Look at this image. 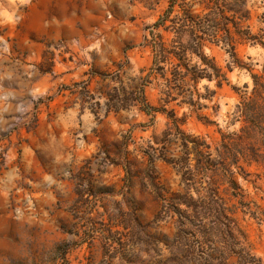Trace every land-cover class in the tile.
I'll use <instances>...</instances> for the list:
<instances>
[{
  "label": "rangeland",
  "instance_id": "374dc122",
  "mask_svg": "<svg viewBox=\"0 0 264 264\" xmlns=\"http://www.w3.org/2000/svg\"><path fill=\"white\" fill-rule=\"evenodd\" d=\"M170 1L0 0V264H65V247L71 264H104L109 255L116 256L111 264L124 256L132 264H264L263 167H248L250 180L237 175L256 216L237 209L234 233L222 229L212 241L182 227L158 196L155 185L167 195L184 190L182 171L163 159L180 158L183 148L175 128L168 143H157L172 123L137 102L143 89L159 105L161 80L143 79L154 34L171 37L154 28ZM247 7L253 30L264 29V0ZM238 52L261 71V45ZM205 53L221 66L229 60L220 46L209 44ZM228 81L222 88L199 84L201 92L203 85L217 90L206 113L221 127L239 101L233 86H252L237 69ZM213 105L218 115H211ZM173 106L186 133L212 149L220 145L215 125ZM214 178L236 204L229 179L223 172ZM210 179L202 177L201 187ZM106 243L111 252L104 256Z\"/></svg>",
  "mask_w": 264,
  "mask_h": 264
},
{
  "label": "trees",
  "instance_id": "16d2710c",
  "mask_svg": "<svg viewBox=\"0 0 264 264\" xmlns=\"http://www.w3.org/2000/svg\"><path fill=\"white\" fill-rule=\"evenodd\" d=\"M247 1L171 0L168 9L154 23V28L163 29L171 37L163 33L154 34V60L150 72L143 79V84L149 83L152 76L161 80L159 105L151 104L143 89L137 102L141 111L146 114L162 112L172 123L171 127L164 130L161 139L156 138L157 143H168L173 128L175 135L180 136L183 155L178 159H163L182 171L185 188L183 191L170 190V195H167L155 185L164 209L173 211L182 227L194 228L193 235L202 234L204 238H211V241L222 229L234 233V214L237 209L251 213L237 175L250 180L248 167L255 165L264 168V65L260 71L238 52L240 45H261L264 48V33H261L264 29L260 28L259 32L253 30L252 13ZM195 4L199 5L200 11L193 10ZM177 5L180 11L174 13L172 10ZM259 17V22L264 23V12ZM209 44L220 46L229 54L225 66L205 53V47ZM236 69L250 76L252 86L250 88L248 82L242 88L233 86L239 101L227 116L226 125L221 127L206 113L217 90L203 85L204 92H201L199 84L207 80L214 82L217 88H222L229 82L228 73ZM173 105L187 107L198 114L199 120L215 125L220 145L212 149L202 137L186 133L182 128L184 121L178 117ZM218 107L212 106L211 115H218ZM220 172L229 179L230 193L236 204L229 205L221 194L214 178ZM209 175L211 179L207 187H201V178ZM106 192L111 191H102ZM78 194L84 197L89 191H79ZM210 220L214 222L213 225ZM110 248L111 243H106L104 256L111 252ZM62 254L65 264H71L67 258V247L62 248ZM115 257L109 255L108 261L104 260L103 263L111 264ZM123 262L132 264L135 261L124 256L121 264Z\"/></svg>",
  "mask_w": 264,
  "mask_h": 264
}]
</instances>
